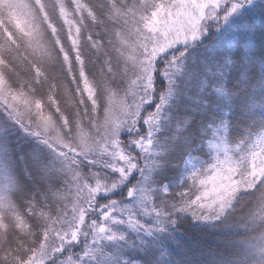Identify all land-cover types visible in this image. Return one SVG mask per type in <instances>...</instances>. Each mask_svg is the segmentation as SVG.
Listing matches in <instances>:
<instances>
[{
    "label": "snow or ice",
    "instance_id": "obj_1",
    "mask_svg": "<svg viewBox=\"0 0 264 264\" xmlns=\"http://www.w3.org/2000/svg\"><path fill=\"white\" fill-rule=\"evenodd\" d=\"M0 264H264V0H0Z\"/></svg>",
    "mask_w": 264,
    "mask_h": 264
}]
</instances>
